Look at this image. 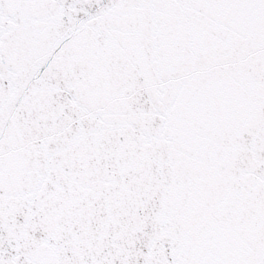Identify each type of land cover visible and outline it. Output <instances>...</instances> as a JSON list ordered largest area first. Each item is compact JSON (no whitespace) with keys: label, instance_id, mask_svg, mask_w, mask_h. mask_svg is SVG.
<instances>
[{"label":"snow or ice","instance_id":"obj_1","mask_svg":"<svg viewBox=\"0 0 264 264\" xmlns=\"http://www.w3.org/2000/svg\"><path fill=\"white\" fill-rule=\"evenodd\" d=\"M0 264H264V0H0Z\"/></svg>","mask_w":264,"mask_h":264}]
</instances>
